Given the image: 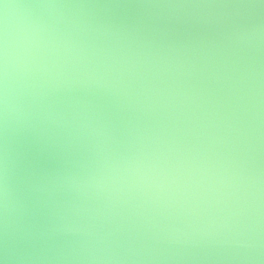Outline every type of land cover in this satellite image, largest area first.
I'll list each match as a JSON object with an SVG mask.
<instances>
[{
  "label": "clouds",
  "instance_id": "9594fccd",
  "mask_svg": "<svg viewBox=\"0 0 264 264\" xmlns=\"http://www.w3.org/2000/svg\"><path fill=\"white\" fill-rule=\"evenodd\" d=\"M0 264H264V0H0Z\"/></svg>",
  "mask_w": 264,
  "mask_h": 264
}]
</instances>
